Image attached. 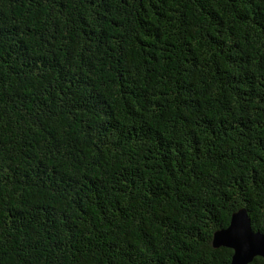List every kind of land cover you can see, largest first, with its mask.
I'll list each match as a JSON object with an SVG mask.
<instances>
[{
  "label": "trees",
  "instance_id": "16d2710c",
  "mask_svg": "<svg viewBox=\"0 0 264 264\" xmlns=\"http://www.w3.org/2000/svg\"><path fill=\"white\" fill-rule=\"evenodd\" d=\"M238 210L264 232V0H0V264H230Z\"/></svg>",
  "mask_w": 264,
  "mask_h": 264
},
{
  "label": "water",
  "instance_id": "95a60500",
  "mask_svg": "<svg viewBox=\"0 0 264 264\" xmlns=\"http://www.w3.org/2000/svg\"><path fill=\"white\" fill-rule=\"evenodd\" d=\"M211 245L214 249H230V264H249L255 257L264 259V232L252 229L244 210L232 213L228 226L213 233Z\"/></svg>",
  "mask_w": 264,
  "mask_h": 264
}]
</instances>
